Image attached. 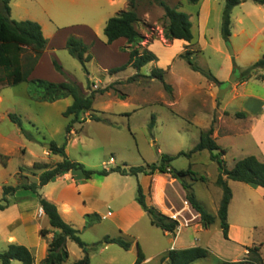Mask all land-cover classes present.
<instances>
[{"label": "rangeland", "instance_id": "374dc122", "mask_svg": "<svg viewBox=\"0 0 264 264\" xmlns=\"http://www.w3.org/2000/svg\"><path fill=\"white\" fill-rule=\"evenodd\" d=\"M163 1L190 17L193 42L176 45L165 39V12L156 0H136L140 19L136 29L144 38L142 47L158 58L157 63L144 67L141 74L149 76L155 67L165 69V82L172 86V94L166 93L157 80L140 78L128 82L137 73L133 68L113 75L109 72L101 74L103 67H118L128 61V52H123L124 48H129L127 42L121 39L114 45H107L104 29L109 19L130 8L129 0L116 1L115 4L108 0H12L9 19L39 24L44 37L50 41L55 56H44L40 74L34 80L72 81L85 95L95 92L93 111L86 115L87 122L75 124L69 135L66 152L70 160L101 172L117 166L152 165L163 156L176 158L172 167L177 171L190 169L196 175L195 178L186 177L185 181L202 206L216 217L215 224L207 229L193 211L179 216L184 227L179 230V223L174 237L180 234L182 247L196 246L208 251L207 258L194 264H248L245 258L250 254L246 248L252 247H261L264 260V189L228 181L233 199L228 211L229 240H225L217 219L223 196L222 189L216 185L218 164L208 151L196 153L191 158L178 157L180 153L189 154L200 142L201 133L213 125L214 135L219 136L216 143L225 151L226 169L231 170L238 161L248 157L264 162V111L258 101H264V71H259L245 87L239 88V93L247 95L240 104L247 113L260 119L257 131L245 120L244 114L237 117L222 112L223 103L232 98V93L227 94V91L222 97L218 96L222 89L242 83L235 70H245L264 58V5L240 0L242 4L231 15L232 36L226 43L221 35L225 0H200L197 5L188 0ZM72 36L90 46L92 61L86 65L88 73L65 48L64 42ZM118 46L120 51L116 50ZM187 55L195 66L210 71L223 85L209 82L202 74L194 72L182 58ZM54 61L61 66L63 74L55 70ZM1 95L4 102L0 115V154L7 156L9 161L6 166L0 164V205H6L3 187H15L19 183L38 184L43 171L34 170L36 164L51 168L62 161L59 156L51 154L48 146L52 142L59 146L65 143L66 128L72 117L67 118L63 113L72 100L52 104L32 101L27 83L3 87ZM10 114L21 117L24 130L34 141L25 138L10 121ZM92 117L98 120H92ZM152 117L155 125L150 129ZM20 168L26 171L20 173ZM69 174L77 184V177ZM20 176L26 179H20ZM171 184L169 175L123 177L112 174L107 178L95 177L82 185L85 205L75 207L71 218L65 222L79 231L82 241L91 247L106 236L121 238L132 245L129 251L117 245H110L102 251L98 246L89 253L90 264H135L137 245L147 260L143 264H167L162 260L168 252L162 253L173 246L174 237L150 224L149 216L141 210L136 198L140 185L147 201L167 194L181 212L185 207L183 190L179 182ZM6 200L10 208L0 216V253L7 251L9 235H14L20 246L28 245L24 226L14 222L19 215V208L14 204L23 201L30 204V199H17L15 195L6 197ZM108 212L114 217H107ZM93 213L100 215L101 221L85 229V215ZM29 233L34 236L32 230ZM66 247L69 253L66 264L84 258L82 249L74 242L68 240ZM33 255L39 264L42 254L36 250ZM12 264L22 263L13 261Z\"/></svg>", "mask_w": 264, "mask_h": 264}, {"label": "trees", "instance_id": "16d2710c", "mask_svg": "<svg viewBox=\"0 0 264 264\" xmlns=\"http://www.w3.org/2000/svg\"><path fill=\"white\" fill-rule=\"evenodd\" d=\"M11 1L0 0V89L3 87H18L23 83H27L28 95L32 101L52 104L61 100L72 99V105L63 113L67 118L72 117L70 124L66 128V141L62 146L54 142L50 143L51 154L59 156L62 161L51 168L36 164L33 169L43 171L39 177L38 184L19 183L15 187H3V201L6 205H0V211H5L9 206L6 197L15 196L20 190L31 191L36 195L39 205L49 221L50 227L54 229L55 235L49 243L47 256L40 264H66L69 260V253L66 249L67 240L74 242L84 253L83 259L72 264H90V251L95 250L98 246L100 248L103 244L117 245L125 251H129L132 246L131 243L121 238L106 236L102 242L91 247L82 241L79 231L75 230L62 219L57 206L41 197L39 194L41 188L69 173L77 177V184H85L95 177L107 178L112 174H118L123 177H138L140 175L152 177L156 174L169 175L180 183L182 189L185 191L186 201L199 215L203 227L208 229L213 226L216 222V217L212 216L202 206L192 191L191 186L185 181L186 177L193 176L195 178L196 175L190 169L187 171L175 170L172 167V163L176 159L174 157L163 156L159 162L148 166H117L109 170L104 169L101 172L92 171L86 168L85 165L69 159L66 153L69 135L75 124L83 125L87 122L86 115L93 111L95 92L91 91L90 94L85 95L81 88L72 81L53 83L45 80H29V77L47 49L48 40L44 37L42 27L39 24L30 21L17 22L9 19ZM156 1L165 12V39L167 41L179 40L191 44L194 37L190 17L175 8H171L163 0ZM251 1L264 5V0ZM188 2L192 5H197L200 0H188ZM241 4L240 0H225L222 13L221 35L226 43H229V39L232 36V12ZM129 5L130 8L128 10L122 11L117 16L109 19L104 29L107 45H112L121 39L125 40L129 45L128 49H123V52H128L129 54L128 62L110 70L109 73L113 75L128 68H133L137 73L135 76L129 78L128 82H136L140 78L157 80L162 84L166 93L172 94V86L165 82V70L155 67L149 76L141 74V70L144 67L157 63L158 58L154 53L142 47L141 44L144 42V38L136 29V26L140 23L136 12V0H129ZM65 48L70 56L78 60L87 72L86 65L92 61L90 46L85 44L82 39L72 36L67 39ZM27 53H31V55L26 56ZM182 58L186 59L194 72L202 74L209 82L223 85L215 79L210 71H205L195 66L188 55L182 56ZM53 66L57 72L63 74L61 66L56 61L53 62ZM259 71H264V58L250 65L245 70H235V73H238L242 82H247L255 77ZM262 79L264 80V75ZM236 116L240 117L242 114L238 113ZM8 117L20 129L25 138L34 141V138L24 130L21 117L14 114H10ZM91 119L98 120L95 117ZM154 125L155 118L152 117L150 129H153ZM214 132L212 125L207 131L201 133L200 142L189 154L180 153L178 157L191 158L196 153L208 151L211 153V159L218 164L219 176L216 185L222 189L223 196L218 209L217 219L219 220L224 239L229 240L228 211L233 195L228 186V181L243 183L255 189H264V162H260L256 157H248L238 161L231 170L226 169L223 161L225 151L216 143ZM216 152L219 153L215 154ZM8 161L9 158L7 156L0 154V164L6 166ZM19 171L23 173L26 169L20 168ZM21 178L26 179L25 176H20ZM202 180L204 179L202 178ZM136 202L144 213L149 216L150 224L153 227L160 229L164 233L176 234L179 223L164 215L153 204L149 203L140 185L138 187ZM85 220V229H89L96 223H99L101 219L97 214H92L87 215ZM48 234L49 231L45 229L40 232L43 238H46ZM137 248L138 252L135 264H142L146 258L138 245ZM246 250L250 256L245 258V262L248 264H264L261 247L246 248ZM207 257L208 251L206 249L193 247L184 250H171L162 261H167V264H194ZM13 261H19L22 264H35L32 252L24 246L15 244L9 245L6 252L0 253V262L2 264H12ZM223 264H244V262H225Z\"/></svg>", "mask_w": 264, "mask_h": 264}, {"label": "crops", "instance_id": "0c3cea01", "mask_svg": "<svg viewBox=\"0 0 264 264\" xmlns=\"http://www.w3.org/2000/svg\"><path fill=\"white\" fill-rule=\"evenodd\" d=\"M116 1H121V0H108V2L110 4H115ZM66 42H67V39L64 42L65 46H66ZM49 43H50V41L48 40L47 49H46L45 53L43 54L42 58L40 59L38 65L36 66V68L32 72L31 76L29 77V80H34V78H36L35 77L36 75L39 76L38 74H40L39 70H40V67L42 66V59L44 58V56H49L50 58L52 56H55V54L52 53V51H51V47H50ZM173 43L176 44V45L188 44V43H186L184 41H179V40H174ZM114 44H112V45H114ZM116 50L120 51V47L118 46L116 48ZM177 52H178V50L175 51L170 56V59H172V57H174L177 54ZM124 53H127V52H124ZM128 59H129V57H128ZM118 67H120V66H118ZM118 67H113V68L103 67V69L101 70V72H102L101 74L102 75H103V73H107L108 74V72L110 70H112L114 68H118ZM160 67H164V66L160 65ZM163 70H165V69H163ZM144 76H146V75H144ZM215 79L218 81V79L216 77H215ZM220 81H222V80H220ZM247 84H248V81L239 83L235 87H230L229 86L227 94L232 93V98L230 100H228L227 102L223 103L222 112L229 113V114H234V115L238 114V113L244 114L245 117H246L245 120H247L251 124H253V127L257 131V126H258V123L260 122V119H258V116H252L249 113H247L245 107H243L240 104L241 100L246 98L247 95L243 94V93H239V88L240 87H245ZM258 101L261 103L262 110L264 111V101H262L261 99H259ZM3 102H4V99H3L2 95H1V89H0V115L2 114L1 111H2V108H3V106H2ZM236 104H238V105H236ZM71 105H69V103H67V108L69 106H71ZM258 131L260 132V130H258ZM218 137L219 136L217 134L214 135V138L216 140H217ZM69 176H70V174H66L65 176H63L61 178H58L56 181H54V182L48 184L47 186L41 188L40 191H39V194L41 195L42 198L46 199L47 201H49V202H51V203H53V204H55L57 206L58 211H59V213H60V215H61V217H62V219L64 221H66V220L71 218L73 210L75 209V207H77L78 205H82V206L85 205V202L83 201V194H82V189L84 188V186H82V185H85V184H76V182H74V180H72V178L69 177ZM140 176H143V175H140ZM171 179H172V177H171ZM177 183L178 182L176 180L172 179V184L171 185H175ZM52 185H54V186H52ZM70 194H74L71 197L72 199L70 197H68ZM181 194H182V201H183L184 205H185V203H186V205H185V208L183 209L184 212L181 213L180 216H183V214L186 213V212H192L193 211L196 214V216L199 218V215L196 213V211H194V209L186 201L185 191L183 190ZM19 197L20 198L23 197L24 199H28L29 198L30 199V204H26L27 201H23L24 203L18 204V205H17V203L14 204L15 207L19 208V215L17 216V218L15 219L14 222H20L24 226V230H25V233H26L25 237H26L27 242H28V245L26 246V248H28L32 252V254H33L34 251L39 250L40 253L42 254V258H43L42 260H44L46 258V256H47V253H48L49 243L52 241V239H53V237L55 235L54 229L50 227L49 221H48L47 217L45 216V214L43 212V209L40 207L38 199H37L35 194H33L31 191L20 190V191H18L16 193V198L18 199ZM160 201L162 202V204L160 203ZM167 202H168L169 205H167ZM149 203L153 204L159 211H161L164 215L168 216L169 218L174 217V215L176 213L180 212V210H178L180 208H177L175 206V204L167 196V194H165V197H163V198L153 197L152 199L149 200ZM9 208H10V206L5 211H0V216H1V214L9 211ZM93 214H97V213H93ZM89 215H92V214H89ZM86 216L87 215H85V217ZM98 216L101 219V216L100 215H98ZM107 217H114V214H112L111 212H108ZM0 221H1V217H0ZM177 221L180 224H182V222L180 221V217H177ZM85 223H86V220H85ZM43 229L49 231V234L47 235L46 238H43L40 235V232ZM30 230H32L33 233H34L33 237L29 233ZM165 234H168V233H165ZM168 235H171V234H168ZM172 236L174 237V235H172ZM179 236H180V234L176 238L174 237L173 246H171V248L169 250L163 252L162 254L167 253V252H169L171 250H184V249H189V248L196 247V246H190V247H187V248L186 247H182V243H181V240H180ZM6 241H7L8 246L11 245V244L21 245V244H19L17 242L18 240H17V238L14 235H9L8 238L6 239ZM109 246L110 245H105L104 244L100 248H102V251H103V250H106ZM66 249L68 251L67 247H66ZM41 261H40V263H41ZM146 261L147 260H145L143 263H145ZM35 264H36V262H35Z\"/></svg>", "mask_w": 264, "mask_h": 264}, {"label": "water", "instance_id": "95a60500", "mask_svg": "<svg viewBox=\"0 0 264 264\" xmlns=\"http://www.w3.org/2000/svg\"><path fill=\"white\" fill-rule=\"evenodd\" d=\"M234 53H231V55L233 56ZM229 89V86L226 89H222L219 93V97H222ZM48 149H50V146H48Z\"/></svg>", "mask_w": 264, "mask_h": 264}, {"label": "built area", "instance_id": "2783aa9c", "mask_svg": "<svg viewBox=\"0 0 264 264\" xmlns=\"http://www.w3.org/2000/svg\"><path fill=\"white\" fill-rule=\"evenodd\" d=\"M185 205H186V203H185ZM184 208H185V207H184ZM181 212H183V210H182ZM181 212H180V213H181ZM179 216H180V215H179V212H178V213H176V214L174 215V217H172L171 219L177 221V217H179ZM177 222H178V221H177ZM178 223H179V222H178ZM180 229H181V226H180ZM180 229H179V230H180Z\"/></svg>", "mask_w": 264, "mask_h": 264}, {"label": "bare ground", "instance_id": "6f19581e", "mask_svg": "<svg viewBox=\"0 0 264 264\" xmlns=\"http://www.w3.org/2000/svg\"><path fill=\"white\" fill-rule=\"evenodd\" d=\"M184 211V210H183ZM182 213V212H181ZM181 213L179 212V215H181ZM186 225V224H185ZM184 227L183 224H181V228ZM181 230V229H180Z\"/></svg>", "mask_w": 264, "mask_h": 264}]
</instances>
